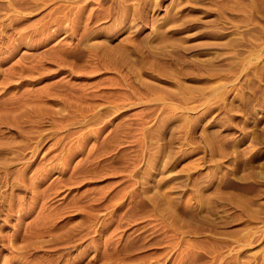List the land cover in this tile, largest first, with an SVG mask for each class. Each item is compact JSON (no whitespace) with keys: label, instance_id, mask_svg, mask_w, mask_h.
<instances>
[{"label":"rangeland","instance_id":"rangeland-1","mask_svg":"<svg viewBox=\"0 0 264 264\" xmlns=\"http://www.w3.org/2000/svg\"><path fill=\"white\" fill-rule=\"evenodd\" d=\"M0 264H264V0H0Z\"/></svg>","mask_w":264,"mask_h":264}]
</instances>
